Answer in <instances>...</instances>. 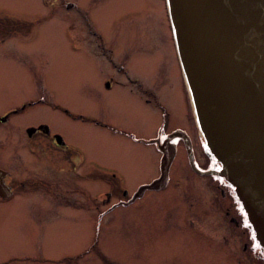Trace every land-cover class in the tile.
I'll return each instance as SVG.
<instances>
[{
	"label": "rangeland",
	"instance_id": "rangeland-1",
	"mask_svg": "<svg viewBox=\"0 0 264 264\" xmlns=\"http://www.w3.org/2000/svg\"><path fill=\"white\" fill-rule=\"evenodd\" d=\"M171 34L166 0H0V40L13 43L0 49V113L16 109L28 99L44 101L39 109L12 118L11 124H0V165L7 166L12 150L21 153L27 147L18 125L41 121L92 159L93 197H101L108 190L102 180L111 178L112 173L121 178L125 190L150 185L159 175L160 156L154 146L111 133L115 130L130 133L135 140L149 139L159 122V110L141 103L135 91L121 87V54L138 58L133 74L144 88L160 89L151 75L170 69L172 90L162 92L169 122L196 127ZM101 37L105 51L99 46ZM108 80L110 88L106 87ZM53 105L66 107L104 127L71 121L54 111ZM36 147L51 155L55 164L47 168L46 175L52 176L54 171L55 180L46 187H18L17 199L63 194L85 197V190L78 189V184L85 185L86 181L80 182L69 173L68 160L46 142L37 141ZM26 159L29 162L28 156ZM21 171L16 169L15 174L22 181ZM191 180L197 179L188 171L185 154H180L171 172L173 186ZM33 207L40 212L38 205ZM141 207L117 209L115 215L148 212L151 220L147 228L152 230L153 212L161 210ZM25 213V202L0 203V264H74L70 258L83 252L74 232L76 225L71 224L67 230L55 225L43 231L45 236H41V230L31 234L26 231Z\"/></svg>",
	"mask_w": 264,
	"mask_h": 264
},
{
	"label": "flooded vegetation",
	"instance_id": "flooded-vegetation-1",
	"mask_svg": "<svg viewBox=\"0 0 264 264\" xmlns=\"http://www.w3.org/2000/svg\"><path fill=\"white\" fill-rule=\"evenodd\" d=\"M66 5L73 7V4ZM171 38L174 43L172 34ZM6 41L0 40V49L13 44ZM99 46L105 51L102 37ZM136 64H139L137 57L121 54V78L124 81L121 80V87L135 91L141 103L156 112L160 111L158 126L153 137L149 139L135 140L130 133L115 130L111 133L142 145L154 146L160 159L162 153L159 148L169 150L173 147L175 155L169 168L166 186L158 190H142L146 185L139 184L135 190L129 191L121 188V178L117 179L112 173L111 178L107 174L102 175V179L108 178L102 180L108 190L101 197H93L92 159L80 147L71 144L63 134L54 130L49 123L35 121L24 123L27 124L25 126L18 125V130L23 131L24 139L28 142L27 147L25 145L26 148L21 153L12 150L13 153L8 155L7 166L0 165V203L12 200L25 202L26 231L31 234L41 230V236H45L43 231L48 232L55 225H62V230L71 228V224L76 225L77 230L74 232L79 236L83 252L70 258L69 261L74 264H264V252L255 239L246 213L234 189L216 175L220 165L210 156L197 123L196 127L190 128L182 124L173 126L169 122L162 92L172 90V81L169 78L172 72L167 69L160 75L159 70H156L151 77L152 81L159 82L157 85L160 89L144 88L140 78L133 74ZM109 83L110 80L106 82L107 88L111 87ZM43 102L28 99L20 107L0 113V124H11L12 118L39 109ZM51 107L71 121L104 127L89 117L75 115L66 107ZM37 141L53 146L59 151L58 155H63L68 160L69 173L80 182L86 181L85 185L78 184V189L85 190V197L63 194L17 199L16 188L25 189L29 184L46 187L49 181L55 180L54 171L52 176L46 175V171L53 168L55 162L44 149L36 147ZM150 141L154 142L150 144ZM188 151L191 152V157ZM179 153L185 154L188 171L197 180L180 181V185L173 186L171 172L175 168ZM52 155L58 158L55 153ZM14 157L19 160L14 161ZM19 168H22V181L15 174ZM158 170L159 178L160 161ZM34 205L39 206V213L35 212ZM140 206L161 210L153 212L152 230L147 228V221L151 220L148 212H130L121 214V217L115 215L117 209ZM169 210L175 212H168Z\"/></svg>",
	"mask_w": 264,
	"mask_h": 264
},
{
	"label": "water",
	"instance_id": "water-1",
	"mask_svg": "<svg viewBox=\"0 0 264 264\" xmlns=\"http://www.w3.org/2000/svg\"><path fill=\"white\" fill-rule=\"evenodd\" d=\"M166 4L200 135L264 252V0ZM159 150L160 176L142 190L167 184L175 149Z\"/></svg>",
	"mask_w": 264,
	"mask_h": 264
}]
</instances>
